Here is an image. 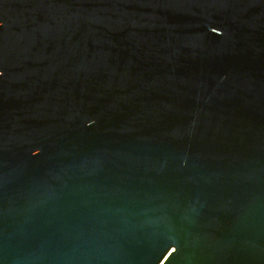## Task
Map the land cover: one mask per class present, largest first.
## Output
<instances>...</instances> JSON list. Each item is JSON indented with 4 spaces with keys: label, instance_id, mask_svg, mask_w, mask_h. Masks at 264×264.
Wrapping results in <instances>:
<instances>
[{
    "label": "water",
    "instance_id": "95a60500",
    "mask_svg": "<svg viewBox=\"0 0 264 264\" xmlns=\"http://www.w3.org/2000/svg\"><path fill=\"white\" fill-rule=\"evenodd\" d=\"M0 264H264V0H0Z\"/></svg>",
    "mask_w": 264,
    "mask_h": 264
}]
</instances>
